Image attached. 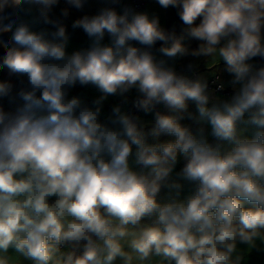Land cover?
I'll list each match as a JSON object with an SVG mask.
<instances>
[{
	"label": "clouds",
	"instance_id": "clouds-1",
	"mask_svg": "<svg viewBox=\"0 0 264 264\" xmlns=\"http://www.w3.org/2000/svg\"><path fill=\"white\" fill-rule=\"evenodd\" d=\"M86 2L66 0L76 9ZM58 3L0 0V33H12L0 70L28 85L13 111L0 106V264H245L247 253L264 250V66L250 63L264 59V0H157L178 9L180 35L147 12L104 7L74 21L91 44L71 54L66 27L49 18ZM22 4L53 24L51 38L4 23L5 10ZM189 39L201 42L192 55L218 58L232 74L230 100L214 102L206 78L168 63L190 54ZM158 41L168 59L151 51ZM77 84L98 89L92 106L68 98ZM133 89L137 110L163 104L167 114L156 111L146 132L118 104L102 122L104 102H126ZM12 90L0 81V100ZM185 114L209 125L215 143L203 126L194 134L183 125ZM161 135L175 140L147 142ZM179 156L186 162L177 176L195 185L184 200L172 179ZM164 188L170 198L161 202Z\"/></svg>",
	"mask_w": 264,
	"mask_h": 264
},
{
	"label": "crops",
	"instance_id": "crops-1",
	"mask_svg": "<svg viewBox=\"0 0 264 264\" xmlns=\"http://www.w3.org/2000/svg\"><path fill=\"white\" fill-rule=\"evenodd\" d=\"M126 3H129V0L123 1V5H126ZM159 5V4H158ZM160 6V5H159ZM104 7H114L118 12H122V10L120 8H116V6H114L111 1H108L107 3H102L99 2V0H96V2L93 3L92 0H90V3L87 4L86 6H84L82 9H76V8H69L68 9V15L67 16H63V17H59V15H57L56 11H50L49 12V18L52 21H59L60 23H62L64 26H72L74 21L77 19L82 18L85 15L88 16H93L99 13V11L104 8ZM144 8V7H143ZM162 8V7H161ZM159 9V8H158ZM156 15L160 16V10L155 11ZM57 15V16H55ZM71 18V19H70ZM180 17L176 16L175 17V25L173 27H171L170 31L174 32L176 35H179V25L178 22L180 21ZM50 23H43L41 21V28H44V25H48ZM53 26V24H50ZM82 29V28H79ZM55 31L54 26H53V30L52 32ZM170 32V33H171ZM9 37L11 38L12 33L8 34ZM134 44V46H137V42H132ZM163 42L158 41L156 44L162 46ZM201 42L195 39H189L186 40L185 45L189 48L190 50V54L183 56L184 59L181 60L182 57L180 58H176L175 60H170V62H168L170 65H173L176 69V71H178L177 66L178 65H189L191 66V68H195L198 72V76H202L206 79H208L209 77H211L212 75H214L215 73H219L221 75V81L222 83L226 86V87H230L232 88V85L230 83V81L232 80V74L228 73L225 70V65L223 63L222 60H219L218 58H214V57H206L203 55H192L191 51L198 49L199 44ZM5 43H3L2 41V37H0V58H2L5 54V48L4 45ZM157 45V46H158ZM154 46L153 48L157 47ZM152 48V49H153ZM151 49V51H152ZM66 51L68 52L67 48ZM159 58H164L166 59V57H162L161 55L159 56ZM258 60L257 61H250V63H253L256 67L259 66H264V59H261L260 57H257ZM0 81H8L13 85V95L11 96V98H15V103L11 102V98L10 100L7 102L8 105L6 104H1L3 105V108L5 111H13L15 109V107L17 106V104L22 103V101H19L18 97H17V93L21 88H27V78L24 77L23 81H21L20 79H16L13 78L12 76H10L6 71L0 70ZM74 92L75 94L71 93ZM210 94L213 97V101L214 102H218L221 101L220 96L217 93H214L212 91H209ZM100 95V92L98 91V89L92 85H86V86H82L80 84H77L76 86L72 87L69 89L68 91V98H71L73 96H77L79 98H81V100L84 101L85 100H95L98 96ZM137 92L135 89L131 90L129 93L126 94V102H125V98L124 97H120V96H110L103 105V111L100 117V120L102 122H106L109 118V116L111 115V110L113 108V106L115 105H122V108L124 111L127 112L129 104H130V100L137 96ZM89 106H92L89 105ZM156 107L158 109L161 110L162 113L167 114L168 110L164 107L163 104H158L156 105ZM188 112L191 113L193 116L197 115L196 112V107L194 104L189 105V109ZM138 123L140 124V126H142L144 128V130L147 132L151 129V127L154 125L152 123V112L149 113H145V112H141L140 116L138 117ZM181 123L185 126H189L191 128V130L193 131V133H198V129H200L202 126L204 127L205 131H204V135L206 136V138L208 139V141L210 143L214 142L215 140L214 138L211 136V128L209 125H202L197 123L195 119H190L188 118V115L185 114V118L181 121ZM168 135H161L158 140L154 141L155 139L152 138L151 136H149L147 138V142H153V143H157V142H170L167 141ZM173 137V140H175L174 136H170ZM133 152H135V146H133ZM181 158H183L181 156ZM134 160V156L132 158ZM185 164V163H184ZM183 164V165H184ZM134 168H138V166L133 164ZM176 169H178L179 171L182 170V165L181 163L178 161L176 164ZM174 195V193H172ZM170 197L169 196V190L167 188L162 189L160 195H159V200L161 202H166ZM146 223H150L151 221H145ZM64 251H67L68 248L65 246L63 248ZM14 253V252H13ZM14 258L16 257V254L14 253L11 254ZM22 259V258H21ZM23 264H31L30 261L24 260ZM117 264H119V262H117Z\"/></svg>",
	"mask_w": 264,
	"mask_h": 264
},
{
	"label": "rangeland",
	"instance_id": "rangeland-1",
	"mask_svg": "<svg viewBox=\"0 0 264 264\" xmlns=\"http://www.w3.org/2000/svg\"><path fill=\"white\" fill-rule=\"evenodd\" d=\"M92 1H93V3L96 2V0H92ZM108 1H111V0H99V2H102L104 4L107 3ZM121 1L123 3V1L127 2L128 0H121ZM89 3H90V0H87V2L85 3L84 6H86ZM130 3H131V0H129V3H126V6L131 7L129 5ZM20 8H22L23 10L13 9V8L6 9L3 15H5L7 17V19L4 21V23L11 22V23H13L14 28L16 25H19L21 23H25L31 28V30L37 31V32L44 31V32L49 34L48 38H51L50 34L52 33L53 26L48 24V25H44V28H41L42 27L41 21L43 22V20L40 18L39 11L37 8H35V7L29 8V6L27 4H22L20 6ZM69 8H74V7L68 5L66 3V0H59V3L56 6H54L51 9V11H56L57 15H59V17H63L64 16L63 11L65 9L68 10ZM116 8H118V7H116ZM157 10H160V16L156 15L155 11H157ZM135 11L147 12L150 16H153V15L157 16L159 18L161 27L168 32L170 30L168 28V24H169V26L171 25L170 27H173L175 25V20L171 16V13H172L171 10L168 11V9L161 8V6L158 5L157 0H146V4L144 5V8H141L140 10H135ZM57 15H55V16H57ZM197 23H199V20H197ZM178 25H179L178 34L180 35L182 33L184 25H183V22L181 20L178 22ZM65 27H66L67 35L69 38L67 46H66L69 54H71L73 51H76V50L86 49L90 46L91 39L87 36V34L83 31V29L73 28L72 26H69V25H67ZM54 29H55V27H54ZM10 33L11 32L0 33V37H2L3 43H9L10 42L11 38L8 35ZM185 42H186V40H185ZM103 43H105V44L111 43V38L107 34L104 37ZM157 45L158 44H156L155 46H157ZM160 45H158L157 47L152 49V52L154 53V55H156L157 58H159L160 55L162 56V54L158 51V49L161 47ZM139 47H142V46L140 45ZM178 58H180V57H178ZM166 59H168V58H166ZM182 59H184V57H182L181 60ZM253 60L257 61L258 58L256 57ZM168 62H170V60H168ZM220 77H221V75H220ZM71 93L76 95V93H74L72 91H71ZM12 95H13V91H12L11 96ZM9 100H10V98H4V99L0 100V106L3 107V105H1V104L8 105L7 102ZM248 115L249 114H247V113L245 114V119L248 118ZM240 127L246 128V131L244 134L251 137V135L253 134V129L251 126H246L244 124H241ZM156 140L157 139H155L154 141H156ZM166 140L171 141V140H173V137L168 136ZM148 143H150V142H148ZM151 143H153V142H151ZM212 143H214V142H212ZM178 161L181 163L182 168H183V166H184L183 164L186 162L184 160V158H181V156H179ZM180 171L178 169H176V167H175L174 171L172 173V179H177L180 181V183L183 184V189L181 191V195H180L179 199L184 200L188 195H190L194 192L195 185L190 184L187 181L180 180V178L177 176V174ZM168 198H170V197H168ZM245 247H246L245 245H238V248L241 251H244ZM11 254L14 255V253L10 251V255ZM245 264H264V250H255L254 249L250 253H247L245 255Z\"/></svg>",
	"mask_w": 264,
	"mask_h": 264
},
{
	"label": "built area",
	"instance_id": "built-area-1",
	"mask_svg": "<svg viewBox=\"0 0 264 264\" xmlns=\"http://www.w3.org/2000/svg\"><path fill=\"white\" fill-rule=\"evenodd\" d=\"M144 3V0H131V4H130V8H132L133 10H140L142 8V5ZM114 6L120 8L121 10L124 9V7H127L126 5H123V3H116L114 4ZM137 45H139L137 43ZM140 46V45H139ZM178 69V73L182 74L184 76H187L188 78L191 79H195L198 76L197 71L194 68H191V66L189 65H178L177 66ZM208 82V89L209 91H212L214 93H218L220 95V99L221 101H225V100H230L232 94H233V89L226 87L222 81H221V77L219 75V73H215L214 75H212L211 77H209L207 79ZM220 85H223V88H220ZM137 96L133 97L130 100V104L127 110V113H129L130 115H133L134 117H139L142 111L137 110L134 106H133V102L136 100ZM84 104L86 105H91L92 104V100H85ZM156 111H160V109H158L157 107H155V109L152 111V123H155V112ZM162 113V112H161Z\"/></svg>",
	"mask_w": 264,
	"mask_h": 264
},
{
	"label": "trees",
	"instance_id": "trees-1",
	"mask_svg": "<svg viewBox=\"0 0 264 264\" xmlns=\"http://www.w3.org/2000/svg\"><path fill=\"white\" fill-rule=\"evenodd\" d=\"M120 3H122V1L120 0ZM131 4V3H130ZM129 4V5H130ZM146 4V0H144V3H143V5H142V8L144 7V5ZM168 9V11H170L171 10V16L174 18V20H175V17L176 16H179L178 15V9L177 8H175V7H169V8H167ZM171 26V25H170ZM169 26V24H168V28L170 29L171 27ZM171 30V29H170ZM169 30V32H171ZM195 69V68H194ZM196 70V69H195ZM197 71V70H196ZM198 73V72H197ZM230 88V87H229ZM232 89V88H231ZM218 94V93H217ZM219 95V94H218ZM220 96V95H219Z\"/></svg>",
	"mask_w": 264,
	"mask_h": 264
}]
</instances>
